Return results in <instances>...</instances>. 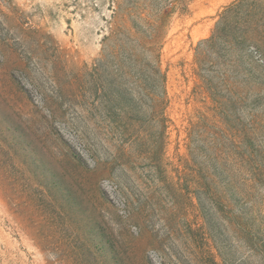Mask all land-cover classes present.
Listing matches in <instances>:
<instances>
[{"label": "rangeland", "instance_id": "obj_1", "mask_svg": "<svg viewBox=\"0 0 264 264\" xmlns=\"http://www.w3.org/2000/svg\"><path fill=\"white\" fill-rule=\"evenodd\" d=\"M0 264H264V0H0Z\"/></svg>", "mask_w": 264, "mask_h": 264}, {"label": "trees", "instance_id": "obj_2", "mask_svg": "<svg viewBox=\"0 0 264 264\" xmlns=\"http://www.w3.org/2000/svg\"><path fill=\"white\" fill-rule=\"evenodd\" d=\"M114 20L112 23V31L110 32V37H116L118 33H122L123 30L121 29L117 18H118V11H114ZM133 26L136 29V32L144 33V31L141 29V27L133 21ZM139 44L142 48V50L146 53L149 60L146 61L145 65L147 67L146 71L151 73L150 80L147 81L146 85L149 88L150 91L155 93H160L164 87L165 82V75L160 69V66L158 65V55L155 52L154 46L151 44V39L145 35L142 38L139 39ZM123 134L127 132V127L122 131Z\"/></svg>", "mask_w": 264, "mask_h": 264}]
</instances>
